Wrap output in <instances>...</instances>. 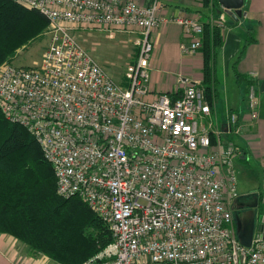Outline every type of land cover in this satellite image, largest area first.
Returning a JSON list of instances; mask_svg holds the SVG:
<instances>
[{"label":"built area","instance_id":"obj_1","mask_svg":"<svg viewBox=\"0 0 264 264\" xmlns=\"http://www.w3.org/2000/svg\"><path fill=\"white\" fill-rule=\"evenodd\" d=\"M12 1L47 19L49 39L33 67L0 65V109L37 140L57 195L80 198L108 228L112 242L83 264H264L261 235L250 247L237 239L239 154L213 129L204 90L180 80L172 99L149 88L152 33L178 24L190 40L181 53L191 55L202 48L201 20L166 17L158 0ZM80 29L134 34L124 85L80 45ZM245 97L254 120L253 82ZM227 123L241 133L236 113Z\"/></svg>","mask_w":264,"mask_h":264},{"label":"trees","instance_id":"obj_2","mask_svg":"<svg viewBox=\"0 0 264 264\" xmlns=\"http://www.w3.org/2000/svg\"><path fill=\"white\" fill-rule=\"evenodd\" d=\"M201 3L210 10L220 7L218 0ZM247 4L245 0L243 14ZM224 21L234 24L229 17ZM48 25L39 12L12 0H0V65L13 62L17 50L27 49L42 37ZM252 31L253 27L247 33ZM221 45L219 29L211 22L204 23L201 50L207 75L214 71ZM213 87H204L210 106L216 97ZM0 234L58 264H83L112 242L106 225L80 198L57 195L53 168L37 140L27 128L8 120L1 109Z\"/></svg>","mask_w":264,"mask_h":264},{"label":"crops","instance_id":"obj_3","mask_svg":"<svg viewBox=\"0 0 264 264\" xmlns=\"http://www.w3.org/2000/svg\"><path fill=\"white\" fill-rule=\"evenodd\" d=\"M134 1L146 6L151 0ZM158 1L166 17H173L181 13L199 18L203 24L211 22L212 26L220 31L222 40L220 49L225 42L224 37L229 38L232 30L240 27L245 30L243 44L238 43L233 53L227 57L231 61H227L225 65L229 67L234 80L240 85L244 84L247 87L248 80H253L258 101L256 119L251 120L249 113L242 109V105L246 106L245 87L240 93L233 90L231 94L227 95L225 104L218 101L220 93H217V86L222 85L218 73V56L221 50L219 49L220 51L216 55L214 71L207 75L204 64L205 56L202 50L191 55L181 53L180 45L188 44L190 40L185 37L182 27L178 24H161L151 35L154 51L150 60L149 88L153 95H168L172 99H176L184 87L179 82L180 80L195 83L203 90L206 85L214 86L213 94L216 97L212 100L213 105L210 106L213 129L220 133L223 144L229 141L234 143L239 154L235 163L249 169L247 173L252 180L256 176L258 177L259 186L253 185L250 193L238 195L236 202L231 204L237 239L242 238L249 226L254 224L253 239L260 235L257 225L264 222V0H248L246 12L234 24L225 23L226 16L221 12V7L210 10L202 6L201 0ZM251 27L254 28V31L247 33ZM131 49L130 60L133 62L136 49L133 46ZM230 113L238 115L241 123L239 135L232 136L228 132L227 120ZM251 222L252 224H250ZM0 264L58 263L40 253L31 251L14 238L0 234Z\"/></svg>","mask_w":264,"mask_h":264},{"label":"rangeland","instance_id":"obj_4","mask_svg":"<svg viewBox=\"0 0 264 264\" xmlns=\"http://www.w3.org/2000/svg\"><path fill=\"white\" fill-rule=\"evenodd\" d=\"M46 32L47 28L44 30L42 37L33 41L27 49H18L15 53L16 58L11 63H13L16 67L24 68L33 67L37 64L40 61L46 45L48 44L49 36H47ZM244 32V28L240 27L232 30L229 38L224 35L226 36L224 37L225 42L222 49H220L221 51L219 50L218 73L221 77L220 79L222 80V85H219V87L217 86V93H220L218 101L221 103L223 102V104L226 102V96L231 94L233 90L240 93L245 87L244 84L240 85L239 82L234 80L229 67L225 65L227 61H231V59H227V57L233 53L238 43L243 44L242 39L244 38ZM74 34L80 45L92 55L101 68L107 72L115 82H126L124 75L125 68L130 62V58L132 56L131 42L134 38V34L115 33L113 39L108 38L105 33L98 30L92 31L80 29ZM245 98L246 97L244 96V100ZM242 109L249 113L246 106L242 105ZM235 165L238 178V195L248 193L252 189L253 185L256 187L259 186L257 176L252 180L250 175L247 173L249 169L242 167V165H239L237 162Z\"/></svg>","mask_w":264,"mask_h":264},{"label":"water","instance_id":"obj_5","mask_svg":"<svg viewBox=\"0 0 264 264\" xmlns=\"http://www.w3.org/2000/svg\"><path fill=\"white\" fill-rule=\"evenodd\" d=\"M245 0H218V4L222 8V11L226 18L229 17L233 22H238L239 19L243 16L242 8L244 6ZM252 224V222L250 223ZM253 227L254 224L250 225L249 228L245 231L242 238H238L239 242L245 246L250 247L252 237H253ZM257 231L260 233L262 238H264V222H261L257 225Z\"/></svg>","mask_w":264,"mask_h":264},{"label":"flooded vegetation","instance_id":"obj_6","mask_svg":"<svg viewBox=\"0 0 264 264\" xmlns=\"http://www.w3.org/2000/svg\"><path fill=\"white\" fill-rule=\"evenodd\" d=\"M235 202H236V200H235Z\"/></svg>","mask_w":264,"mask_h":264}]
</instances>
